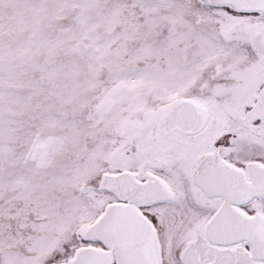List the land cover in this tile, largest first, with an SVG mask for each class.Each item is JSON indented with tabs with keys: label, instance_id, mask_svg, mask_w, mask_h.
Here are the masks:
<instances>
[{
	"label": "snow or ice",
	"instance_id": "6c2138e0",
	"mask_svg": "<svg viewBox=\"0 0 264 264\" xmlns=\"http://www.w3.org/2000/svg\"><path fill=\"white\" fill-rule=\"evenodd\" d=\"M0 264H264V0H0Z\"/></svg>",
	"mask_w": 264,
	"mask_h": 264
}]
</instances>
